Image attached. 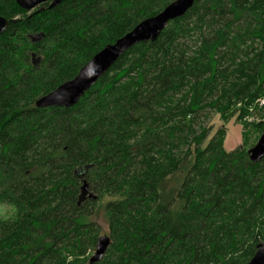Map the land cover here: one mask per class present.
Here are the masks:
<instances>
[{
    "label": "trees",
    "instance_id": "1",
    "mask_svg": "<svg viewBox=\"0 0 264 264\" xmlns=\"http://www.w3.org/2000/svg\"><path fill=\"white\" fill-rule=\"evenodd\" d=\"M173 1L0 0V264H90L95 210L111 245L94 264H247L264 242V159L210 125L264 97V0H195L77 105L36 107Z\"/></svg>",
    "mask_w": 264,
    "mask_h": 264
},
{
    "label": "water",
    "instance_id": "2",
    "mask_svg": "<svg viewBox=\"0 0 264 264\" xmlns=\"http://www.w3.org/2000/svg\"><path fill=\"white\" fill-rule=\"evenodd\" d=\"M63 1L16 0L18 6L27 12H32L48 3H50V8H55ZM194 3L195 0H175L156 16L143 20L132 31L116 42L105 46L80 69L74 79L63 83L54 91L38 99L36 107L38 109L74 107L80 102L86 92L92 89L127 51L140 43L155 42L168 24L183 17L194 6ZM42 10L44 8L40 11ZM10 23H16V20L9 21L5 17L0 16V35L8 29ZM249 155L253 163H259L264 159V133L257 144L249 150ZM82 196L96 199V195L86 183L82 187ZM110 245L111 239L108 236H100L95 254L90 258V264L100 262ZM247 264H264V242L258 245L254 257Z\"/></svg>",
    "mask_w": 264,
    "mask_h": 264
},
{
    "label": "rangeland",
    "instance_id": "3",
    "mask_svg": "<svg viewBox=\"0 0 264 264\" xmlns=\"http://www.w3.org/2000/svg\"><path fill=\"white\" fill-rule=\"evenodd\" d=\"M251 113V117L244 119L243 123L245 125L238 122L236 117L231 119L228 123H225L219 115L212 117L213 119L211 120L210 125L213 126V134L223 126L226 128L227 136L225 139V149L228 152L235 151L240 147H246L247 150L252 149L260 139L262 135L260 132V126L264 127V109L262 110L260 107H256V109ZM14 214L15 210L12 206L0 203V219H10L14 216ZM92 219L100 228L101 236L108 235V223L103 211L97 212V210H95V214ZM94 254L95 249L89 254V258H91Z\"/></svg>",
    "mask_w": 264,
    "mask_h": 264
},
{
    "label": "built area",
    "instance_id": "4",
    "mask_svg": "<svg viewBox=\"0 0 264 264\" xmlns=\"http://www.w3.org/2000/svg\"><path fill=\"white\" fill-rule=\"evenodd\" d=\"M259 107H260V109H264V100L263 99L259 101Z\"/></svg>",
    "mask_w": 264,
    "mask_h": 264
},
{
    "label": "bare ground",
    "instance_id": "5",
    "mask_svg": "<svg viewBox=\"0 0 264 264\" xmlns=\"http://www.w3.org/2000/svg\"><path fill=\"white\" fill-rule=\"evenodd\" d=\"M60 4H61V3H60ZM45 5H46V4H45ZM48 5H49V7H50V3H48ZM39 8H40V7H39ZM37 9H38V8H37ZM37 9H35V10H37ZM35 10H34V11H35ZM39 11H40V10H39ZM39 11H38V12H39ZM32 12H33V11H32ZM28 13H31V12H28Z\"/></svg>",
    "mask_w": 264,
    "mask_h": 264
}]
</instances>
